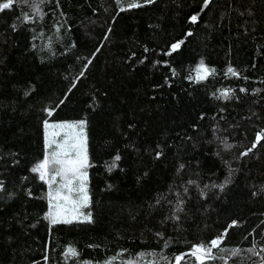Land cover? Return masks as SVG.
<instances>
[{
  "label": "trees",
  "instance_id": "obj_1",
  "mask_svg": "<svg viewBox=\"0 0 264 264\" xmlns=\"http://www.w3.org/2000/svg\"><path fill=\"white\" fill-rule=\"evenodd\" d=\"M64 120L86 121L91 219L53 224L33 168ZM221 235L206 264H264V0L0 10V264H198Z\"/></svg>",
  "mask_w": 264,
  "mask_h": 264
},
{
  "label": "snow or ice",
  "instance_id": "obj_2",
  "mask_svg": "<svg viewBox=\"0 0 264 264\" xmlns=\"http://www.w3.org/2000/svg\"><path fill=\"white\" fill-rule=\"evenodd\" d=\"M15 0H7V2L0 3V10H6L13 6ZM42 2V0H41ZM131 7H137L136 4H131ZM35 11L39 13V4H34ZM28 17H26L27 19ZM194 22L196 21L197 17L193 16L191 18ZM173 49H177L180 47L179 44H174ZM201 71L208 72L209 70L204 68L203 65H201ZM229 72L235 74L234 70L229 68ZM201 79H203V76H200ZM226 94V93H225ZM46 127H53V128H60V129H69L74 130L76 128L80 129L79 134L70 133L66 134V138L64 140L63 144H57L55 141H50L48 143V147L52 148L53 144H55L56 150L52 151L50 154L46 155L44 161L40 163L37 167L33 168L34 172L40 173V178L45 179V176L47 175L49 171V167L52 166V170L55 171V175L51 177L49 180V184L51 185L52 181L56 179V176H59L61 180L63 181L61 187L67 188L69 193L73 191H77L81 193V200L79 201V204L77 205L76 202H73L74 208L78 206H84L87 204L88 197L86 188L84 186V181L86 180L87 173L83 171L87 164V156H86V150L84 148L83 140L80 139V136L83 133V122H80L79 124H56V125H47ZM257 139H261V137L258 135ZM255 146V145H254ZM73 154L75 158L73 157ZM119 159V157H117ZM59 165V167H56ZM74 180L79 181V188H73L72 184ZM222 187V186H221ZM53 199H64L67 200L68 197H61L59 191L57 192L56 196L53 197ZM51 203V201H50ZM55 208L59 209L60 205L57 204L54 206ZM61 216V213L59 211H50L48 214V218L51 220V223L56 224L61 222L59 217ZM79 218L78 216H74L73 219ZM85 220H90V215L84 217ZM63 222L65 223H71L70 219H65ZM223 240V235L220 237L214 238L209 242L208 245H197L194 246L193 251L191 253L192 256L196 258L198 261V264H206L207 261L214 260L215 257L212 255V251L214 248L219 247ZM68 253L72 256L77 255V252L74 248H69ZM184 259L183 256H177L175 257L176 264H181V261Z\"/></svg>",
  "mask_w": 264,
  "mask_h": 264
},
{
  "label": "rangeland",
  "instance_id": "obj_3",
  "mask_svg": "<svg viewBox=\"0 0 264 264\" xmlns=\"http://www.w3.org/2000/svg\"><path fill=\"white\" fill-rule=\"evenodd\" d=\"M47 125H56V124H79L80 122H83V133L80 136V139L83 140L84 148L86 150V156H87V164L85 168L83 169L84 172L87 173L86 180L84 181V186L86 188L88 201L87 204L84 206H78L74 208L73 202H76L77 205L79 204V201L81 200V193L77 191H73L69 193L67 188H62L61 185L63 181L59 176H56V179L52 181L51 185L49 184V180L52 176L55 175V171L52 170V166L49 167V171L47 175L45 176V180L47 181V184L49 185V193L51 198V208L50 211H59L61 213V216L59 217L60 221L63 222L65 219H70L71 221H87L84 219L85 216H89V207H90V189H89V155H88V135H87V128H86V121L85 120H64V121H46ZM45 122V131H46V146H47V152L50 154L52 151L56 150L55 144H53L52 148L48 147V143L50 141H55L57 144H63L64 140L66 138V134L75 133L79 134L80 129L76 128L74 130L69 129H60V128H53V127H46ZM75 158L74 154L73 157ZM56 167H59L57 165ZM40 174V173H39ZM80 184L78 180H74L72 187L73 188H79ZM59 191L61 197H68L67 200L64 199H53V197L56 196L57 192ZM59 204V209L55 208L54 206ZM74 216H78L79 218L73 219ZM91 219V215H90Z\"/></svg>",
  "mask_w": 264,
  "mask_h": 264
},
{
  "label": "water",
  "instance_id": "obj_4",
  "mask_svg": "<svg viewBox=\"0 0 264 264\" xmlns=\"http://www.w3.org/2000/svg\"><path fill=\"white\" fill-rule=\"evenodd\" d=\"M193 251V250H192ZM192 251L189 252V254L191 255ZM176 264V263H175Z\"/></svg>",
  "mask_w": 264,
  "mask_h": 264
}]
</instances>
